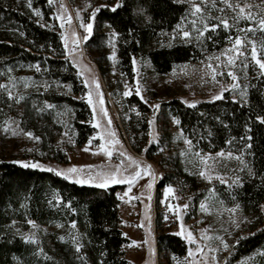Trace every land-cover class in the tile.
<instances>
[{"label": "trees", "instance_id": "1", "mask_svg": "<svg viewBox=\"0 0 264 264\" xmlns=\"http://www.w3.org/2000/svg\"><path fill=\"white\" fill-rule=\"evenodd\" d=\"M203 5L207 16L199 22L214 28H192L188 0H102L95 8L94 27H108L117 34L119 65L125 74L132 72L134 58L145 56L156 72L165 74L178 64L199 61L222 49L247 25L233 22L223 26L221 20L234 21L229 12L220 13L217 5ZM58 27L50 0H0V129L15 124L31 136L30 146L20 157L25 161L0 154V264H15L16 260L22 264H130L126 257L129 238L121 228L122 185L99 188L80 184L31 165L45 159L68 162L75 148L95 131L87 102L74 96L83 95L85 86ZM96 36L90 39L96 41ZM243 40L248 53L255 46L264 58L263 27L246 31ZM28 76L47 84L12 94L11 84ZM236 76L246 90L243 99H235L229 92L195 103L173 97L160 110L141 95L132 94L127 98L125 121L133 149L153 160L161 171L156 183L158 198L164 188L175 187L186 200V217H195L200 202L213 190L222 202L255 215L251 233L239 241L233 260L264 246V74L246 55L236 67ZM61 84L69 85L73 94L58 91ZM59 106L74 112L76 134L71 142L62 136L56 112ZM160 114L174 122L192 152L242 153L244 164L236 181L207 183L189 171L181 150L162 126L159 137L151 139V120L159 119ZM165 216L164 209L157 211L158 246L183 256L186 240L166 227ZM29 221L62 228L75 224L84 234V244L78 248L59 234L26 240L13 224Z\"/></svg>", "mask_w": 264, "mask_h": 264}, {"label": "rangeland", "instance_id": "2", "mask_svg": "<svg viewBox=\"0 0 264 264\" xmlns=\"http://www.w3.org/2000/svg\"><path fill=\"white\" fill-rule=\"evenodd\" d=\"M50 1L64 37L66 52L85 86L83 95L74 96L87 102L95 131L82 146L75 148L68 162L45 159L31 165L80 184L99 188L122 185L121 228L129 238L126 257L130 264H264V246L238 260L231 258L239 241L251 233L254 214L246 213L239 205L222 202L213 190L200 202L195 217H186V200L175 187L164 188L158 198L156 183L161 171L153 160L133 149L125 124L128 120L126 102L132 94L141 95L160 110L163 103L173 97L195 103L219 98L229 92L233 98L243 99L246 90L237 82V65L249 55L264 74V58L255 46L248 53L243 40L246 31L264 28V0H188L192 7L190 23L193 29L198 25L205 29L215 27L199 22L202 16H207L203 4L217 5L220 13L223 10L229 12L234 21L221 20L223 26L233 22L247 25L240 28L241 34L236 39L199 61L178 64L169 73L160 74L148 57H139L134 58L129 75L119 65L117 34L108 27H94L95 8L102 0ZM42 21L53 27L52 22ZM94 34L97 35L96 41L90 39ZM44 84H47L45 80L32 76L16 79L11 84L12 94L18 95L20 91ZM57 87L64 94H73L67 84ZM56 112L63 127L62 136L71 142L76 134L74 112L65 106L57 107ZM161 126L181 150L189 171L207 183L236 181L244 164L242 153L225 150L192 152L174 122L168 118L164 120L162 115L151 120V139L159 137ZM30 138V134L22 131L19 125L0 129V154L25 161L20 157L24 148L30 146ZM159 209L165 210L166 227L172 232H180L186 240L187 251L183 256L160 250L155 222ZM261 209L264 215V204ZM13 226L29 241L59 234L60 238L71 240L80 248L85 240L75 224L62 228L57 224L48 226L29 221ZM15 264L22 263L16 260Z\"/></svg>", "mask_w": 264, "mask_h": 264}, {"label": "built area", "instance_id": "3", "mask_svg": "<svg viewBox=\"0 0 264 264\" xmlns=\"http://www.w3.org/2000/svg\"><path fill=\"white\" fill-rule=\"evenodd\" d=\"M82 36H84V34H82Z\"/></svg>", "mask_w": 264, "mask_h": 264}]
</instances>
